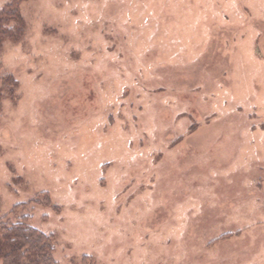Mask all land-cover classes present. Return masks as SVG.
<instances>
[{"label": "rangeland", "instance_id": "374dc122", "mask_svg": "<svg viewBox=\"0 0 264 264\" xmlns=\"http://www.w3.org/2000/svg\"><path fill=\"white\" fill-rule=\"evenodd\" d=\"M12 7L0 223L58 264H264V0Z\"/></svg>", "mask_w": 264, "mask_h": 264}, {"label": "trees", "instance_id": "16d2710c", "mask_svg": "<svg viewBox=\"0 0 264 264\" xmlns=\"http://www.w3.org/2000/svg\"><path fill=\"white\" fill-rule=\"evenodd\" d=\"M5 19L7 20L4 21ZM13 20L21 29H15V27L7 29L4 24ZM20 21L22 20L14 7L0 13V107L4 99L15 97V91L19 88L13 74L3 73L1 53L5 40L20 39L23 31V26L19 25ZM48 201V199L45 200L46 203ZM54 253V235L32 226L29 223V217L26 216L13 223H0V261L3 264H58Z\"/></svg>", "mask_w": 264, "mask_h": 264}]
</instances>
